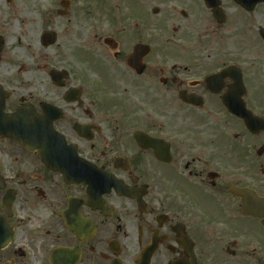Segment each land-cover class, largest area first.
Returning <instances> with one entry per match:
<instances>
[{"label":"flooded vegetation","instance_id":"1","mask_svg":"<svg viewBox=\"0 0 264 264\" xmlns=\"http://www.w3.org/2000/svg\"><path fill=\"white\" fill-rule=\"evenodd\" d=\"M199 4L0 0V264H264V0Z\"/></svg>","mask_w":264,"mask_h":264},{"label":"rangeland","instance_id":"2","mask_svg":"<svg viewBox=\"0 0 264 264\" xmlns=\"http://www.w3.org/2000/svg\"><path fill=\"white\" fill-rule=\"evenodd\" d=\"M134 1L135 0H80L81 7H79L85 8L87 12L88 10H92V12H94V27H104L108 29L109 25L115 24L117 26L118 23L123 20L126 13L134 5ZM165 1L167 0H160V2L163 3H165ZM191 2L193 5L194 12L198 13V7L200 6L199 0H191ZM102 32L107 33V30ZM185 37H189L191 39L193 38V35H186ZM96 49L97 48L94 44V53H97ZM160 52H162L163 54H176V52L172 50L170 46L165 45L164 43L157 47H154L152 54L155 55L159 54ZM94 77L97 78L96 76ZM97 97L102 98V95L98 94ZM111 97L114 98L113 95H111ZM122 97L124 96L122 95ZM147 105L154 106V104H150L149 102H147ZM169 117H171V115H169Z\"/></svg>","mask_w":264,"mask_h":264},{"label":"water","instance_id":"3","mask_svg":"<svg viewBox=\"0 0 264 264\" xmlns=\"http://www.w3.org/2000/svg\"><path fill=\"white\" fill-rule=\"evenodd\" d=\"M244 1V0H243ZM250 1L251 0H247V2L245 3H243L245 6H249V5H251L253 2H251L250 3ZM253 1H255V0H253ZM211 6H213V7H215V4L214 5H211ZM139 56L138 57H135L133 60H132V62L134 63V64H136L138 61H139ZM23 144H26V145H28V146H30L29 145V143L28 142H25V141H23L22 142ZM32 147V149H36V148H39V149H41L42 150V146H41V144L40 143H38V144H36V146H31Z\"/></svg>","mask_w":264,"mask_h":264}]
</instances>
